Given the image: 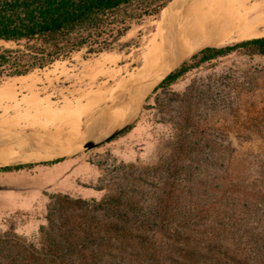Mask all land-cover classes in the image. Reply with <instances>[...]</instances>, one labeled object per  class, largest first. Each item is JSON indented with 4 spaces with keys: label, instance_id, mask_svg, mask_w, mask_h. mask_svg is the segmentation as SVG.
<instances>
[{
    "label": "rangeland",
    "instance_id": "obj_1",
    "mask_svg": "<svg viewBox=\"0 0 264 264\" xmlns=\"http://www.w3.org/2000/svg\"><path fill=\"white\" fill-rule=\"evenodd\" d=\"M202 1L144 0L137 5L138 12L163 7L157 14L130 21V29L111 50L88 53L83 49L43 69L0 80V121L6 122L0 123V148L3 144L16 151L0 160V165L51 159L82 147L89 139L107 136L119 125L103 132L87 130L109 110L140 99L129 131L59 163L0 172V184L6 186L0 189L1 234L32 238L46 223L58 196L100 198L106 192L119 191L139 178L144 167L168 163L184 147L207 153L209 163L216 165L227 160L237 162L245 155L252 178H257L258 166L264 161L263 58L233 52L189 71L170 86L157 87L159 76L151 79L157 70L149 78L133 77L153 40L165 47L167 61L164 53L163 64L169 68L176 59V43L170 39L177 19L187 4ZM241 32L236 30L231 39L214 45L251 38ZM74 126L79 131L66 142L63 135Z\"/></svg>",
    "mask_w": 264,
    "mask_h": 264
},
{
    "label": "trees",
    "instance_id": "obj_2",
    "mask_svg": "<svg viewBox=\"0 0 264 264\" xmlns=\"http://www.w3.org/2000/svg\"><path fill=\"white\" fill-rule=\"evenodd\" d=\"M143 1L0 0V80L83 49L111 50L130 21L163 7L138 12ZM233 52L264 59V36L205 46L157 87ZM179 150L178 158L144 167L119 191L58 196L32 238L0 233V264H264V161L252 178L245 155L216 165L201 150ZM66 158L0 166V172Z\"/></svg>",
    "mask_w": 264,
    "mask_h": 264
},
{
    "label": "bare ground",
    "instance_id": "obj_3",
    "mask_svg": "<svg viewBox=\"0 0 264 264\" xmlns=\"http://www.w3.org/2000/svg\"><path fill=\"white\" fill-rule=\"evenodd\" d=\"M190 4L189 5L187 4L188 7L186 8L185 12L182 15H180L179 17H178V15L176 16V17H178V19H177L178 21H177V24L175 25V28L173 27L175 29V32L173 33L174 36H172L171 39L169 38L170 41H174L176 43V46H175L176 59L174 60V62L182 59L183 57H185L189 53H192V51L194 52L195 49L200 48L201 46L214 45V44L223 42L226 39H229V38L231 39V37L234 35L233 34L234 31H236V30L242 31L241 35L244 37L264 36V0H203L201 3H199L197 5L190 6ZM176 6H179V4H177ZM170 32H172V31H170ZM170 45H171V43H170ZM164 49H165V47H163L161 43L157 42L156 40H153L151 42V45H150L146 55H145L143 65L139 68L138 73L133 75V77L135 79H138V80L140 78L141 79L145 78V77L147 78L154 70H157V73L155 72L156 75L151 78V79H155L156 77L160 76V74L164 73V71H166L168 69V68H165L166 63L163 64V55L165 53L163 51ZM165 57H166L165 58V62H166L167 61L166 60L167 59L166 53H165ZM170 64H172V63H170ZM169 65H168V67H169ZM130 77H128V79ZM14 84H15V82H14ZM116 87H117V85H116ZM119 88L122 89L121 87H119ZM115 91H117V89ZM102 99H104V98L102 97ZM131 99H130V101H131ZM139 101H140V99H138V101H136V102L130 103L131 105L124 103V105H121V106H118L114 109L109 110L106 114H104L102 117H100L99 120L93 126L88 128L87 133H92V132H96V131H99V132L100 131L101 132L107 131V130L112 129L113 127H115L117 125H120V124L128 121L130 118H132L135 115V113L138 112L137 108L139 106ZM80 109H81V107H80ZM75 110H77V108ZM81 110H83V108ZM49 115H50V112H49ZM75 115L77 116V114H75ZM47 116H48V114H47ZM64 116H66V115L64 114ZM70 116H71V114H69L68 117L70 118ZM76 116H75V118H76ZM59 118H60V116H59ZM44 120H45V117H44ZM51 121L52 120H50V122ZM13 122H15V121H13ZM0 123L5 124L6 122L0 121ZM51 125H53V124H51ZM79 125H81V124H78V126ZM69 126H70V124H69ZM76 126H74L72 129L70 128L71 130L68 133L63 135V138L65 139L66 142L73 140V138L77 135L79 130H78V128H76ZM87 127H89V126H87ZM61 128L59 127L60 130H61ZM32 131H33V129H32ZM36 131H34V133H36ZM49 132H48V134H49ZM54 142H55V139H54ZM7 144H9V143H7ZM49 149L52 150L51 148H48V150ZM13 154H16V151L13 149V147L3 146V144H2V147L0 148V160L6 159L9 156L11 157V155H13Z\"/></svg>",
    "mask_w": 264,
    "mask_h": 264
},
{
    "label": "water",
    "instance_id": "obj_4",
    "mask_svg": "<svg viewBox=\"0 0 264 264\" xmlns=\"http://www.w3.org/2000/svg\"><path fill=\"white\" fill-rule=\"evenodd\" d=\"M171 63H172V64L169 65V68H168L166 71H164V73H162V74L159 76V78L157 79L158 84L162 81L163 78H165V77L169 74V72L173 71L176 67L179 66V65L176 66V65H175V62H171ZM135 114H136V113H135ZM134 116H135V115H134ZM134 116H133V117H134ZM133 117H132V118H133ZM130 120H131V118H130L128 121H126V122L120 124L117 128H115V129H114L112 132H110L107 136H104V137H102V138H100V139H96V140H94V139H89V140H87V141H85V142L83 143L82 147H79V148H76V149L69 150V152H66V153H63V154L57 155V156H55V157H53V158H51V159H47V160H52V159H55V158H58V157H63V156L69 157V156H72V155H74L75 153H77V152H79V151H81V150L90 149V148H93V147H95V146H98L99 144H101V143H103V142H106V141H108V140H111L112 138L116 137L120 132H122V130H123L124 128H126V126H128L129 124H131V123H130ZM47 160H41V161H47ZM37 162H40V161H37ZM20 163H29V162H13V163H8V164H3V165H0V166L14 165V164H20ZM5 188H6V186L0 184V189H5Z\"/></svg>",
    "mask_w": 264,
    "mask_h": 264
}]
</instances>
